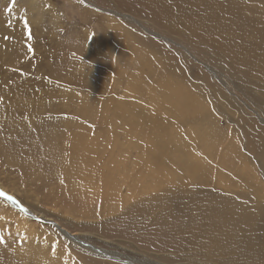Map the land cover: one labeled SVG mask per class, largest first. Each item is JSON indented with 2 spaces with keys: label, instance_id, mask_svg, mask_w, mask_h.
Masks as SVG:
<instances>
[{
  "label": "rangeland",
  "instance_id": "rangeland-1",
  "mask_svg": "<svg viewBox=\"0 0 264 264\" xmlns=\"http://www.w3.org/2000/svg\"><path fill=\"white\" fill-rule=\"evenodd\" d=\"M0 189V264H264V0H0Z\"/></svg>",
  "mask_w": 264,
  "mask_h": 264
},
{
  "label": "bare ground",
  "instance_id": "bare-ground-1",
  "mask_svg": "<svg viewBox=\"0 0 264 264\" xmlns=\"http://www.w3.org/2000/svg\"><path fill=\"white\" fill-rule=\"evenodd\" d=\"M8 196H10L9 194H7ZM11 197V196H10ZM211 210V208H210ZM215 210V208H214ZM217 210V209H216ZM229 212V210H228ZM218 214H221V212H219ZM227 213L226 211H222L221 216H225ZM200 218V217H199ZM198 218V219H199ZM230 219L232 220V222H236L237 224H240L243 226V228L249 233V236L251 237V242L254 244L255 248H257L258 246H263V250H264V217H257L254 221L252 225H247L244 227V222L242 221V216L239 214H231L230 215ZM224 220V219H223ZM201 221V219L199 220V222ZM225 221V220H224ZM231 222V223H232ZM235 224V223H234ZM240 225H238V227H241ZM250 226H254L253 228L248 229V227ZM257 228H256V227ZM258 233V236H257ZM228 234V233H227ZM253 235V236H251ZM67 236V235H66ZM70 237V236H69ZM67 236V238H69ZM214 237V236H213ZM73 238V237H72ZM75 239V238H73ZM77 240V239H75ZM227 240V239H225ZM256 242L260 245H256ZM221 243V242H220ZM223 244V243H222ZM224 246V245H223ZM220 248V247H219ZM222 250V247H221ZM252 254H254L252 252Z\"/></svg>",
  "mask_w": 264,
  "mask_h": 264
},
{
  "label": "water",
  "instance_id": "water-1",
  "mask_svg": "<svg viewBox=\"0 0 264 264\" xmlns=\"http://www.w3.org/2000/svg\"><path fill=\"white\" fill-rule=\"evenodd\" d=\"M0 196L6 200H9L11 204H17L18 205V208L21 210V211H25L24 208L18 203V201L14 198V197H11L12 199H9L10 196L7 195V193H5L4 191H2L0 189ZM32 215V214H31ZM40 221H43V222H46L47 220L45 219H42V218H39ZM70 236V235H69ZM71 237H74V236H71ZM76 238V237H75ZM77 239V238H76ZM77 241H80L77 239ZM84 245H86L84 242L82 243ZM90 247V245H88ZM91 248V247H90ZM92 250L96 251V252H100V253H103L102 250H99L95 247L92 246ZM113 256V255H112ZM114 257V256H113Z\"/></svg>",
  "mask_w": 264,
  "mask_h": 264
},
{
  "label": "snow or ice",
  "instance_id": "snow-or-ice-1",
  "mask_svg": "<svg viewBox=\"0 0 264 264\" xmlns=\"http://www.w3.org/2000/svg\"><path fill=\"white\" fill-rule=\"evenodd\" d=\"M9 11L11 10L10 8L8 9ZM9 199H12L11 197H9Z\"/></svg>",
  "mask_w": 264,
  "mask_h": 264
}]
</instances>
